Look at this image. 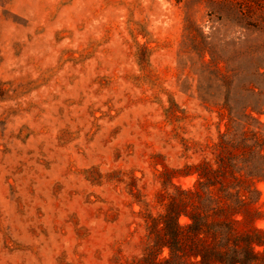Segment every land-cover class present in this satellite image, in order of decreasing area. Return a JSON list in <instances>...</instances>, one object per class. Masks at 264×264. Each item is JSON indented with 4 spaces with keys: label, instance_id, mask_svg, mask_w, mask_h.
Returning a JSON list of instances; mask_svg holds the SVG:
<instances>
[{
    "label": "rangeland",
    "instance_id": "rangeland-1",
    "mask_svg": "<svg viewBox=\"0 0 264 264\" xmlns=\"http://www.w3.org/2000/svg\"><path fill=\"white\" fill-rule=\"evenodd\" d=\"M210 8L0 0V264H125L139 253L159 172L197 159L164 109L172 100L186 112L183 137L201 138L214 120L184 37L234 39L231 16Z\"/></svg>",
    "mask_w": 264,
    "mask_h": 264
},
{
    "label": "trees",
    "instance_id": "trees-1",
    "mask_svg": "<svg viewBox=\"0 0 264 264\" xmlns=\"http://www.w3.org/2000/svg\"><path fill=\"white\" fill-rule=\"evenodd\" d=\"M206 1L237 32L220 45L184 33L196 98L214 120L201 138L183 137L186 112L172 100L164 109L183 153L197 159L159 172L157 210L140 211L142 245L125 264H264V0ZM185 176L189 186L173 182Z\"/></svg>",
    "mask_w": 264,
    "mask_h": 264
},
{
    "label": "clouds",
    "instance_id": "clouds-1",
    "mask_svg": "<svg viewBox=\"0 0 264 264\" xmlns=\"http://www.w3.org/2000/svg\"><path fill=\"white\" fill-rule=\"evenodd\" d=\"M33 95H35V93H33ZM24 99H27V97H25ZM15 104H16V101H12V102H11V105H12V106H15ZM20 122H21V121L18 120V122H17V124H16L15 126H11L12 129L15 130V128L19 126V123H20Z\"/></svg>",
    "mask_w": 264,
    "mask_h": 264
}]
</instances>
